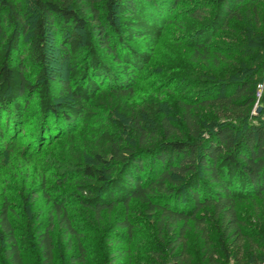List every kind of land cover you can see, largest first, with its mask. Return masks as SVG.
<instances>
[{
    "label": "trees",
    "instance_id": "1",
    "mask_svg": "<svg viewBox=\"0 0 264 264\" xmlns=\"http://www.w3.org/2000/svg\"><path fill=\"white\" fill-rule=\"evenodd\" d=\"M263 1L193 0L178 9L181 0H0V123L5 119L15 136L37 97L35 143L60 136L66 126L85 119L86 102L103 85L131 89L169 23L182 28L185 45L209 57L218 33L233 19L256 12ZM256 45L252 56L264 62V35ZM74 59L80 61L70 70L72 80L50 69L55 62L69 65ZM31 66L36 67L35 81L28 77ZM248 73L208 80L178 101L176 122L157 100L150 99L138 110L118 102L121 115L131 122L135 145L127 144L119 132H103L99 152L75 166V197L97 216L117 206L130 209L139 201L154 217L146 224L149 230L139 238L137 223L126 219L120 224L125 233L115 238L124 247L109 254L104 236L94 239L79 229L67 195L50 196L42 189L52 205L43 223L35 224L26 213L27 225L34 228L36 263L58 264V228L67 240L66 249L76 246L61 258L68 264H90V250L103 257L101 262L92 260L94 264L263 262L264 234L249 226L238 209L241 202L264 197V91L259 98L262 110L252 111L257 84L263 81L264 86V79L243 77ZM99 97L95 99H105ZM116 126L125 130L120 121ZM29 157H24L25 165ZM45 181L43 177V186ZM40 191L29 190L25 203L35 204ZM12 216L11 201L4 197L0 255L8 264H30ZM192 227L200 239L197 251L189 241Z\"/></svg>",
    "mask_w": 264,
    "mask_h": 264
},
{
    "label": "rangeland",
    "instance_id": "2",
    "mask_svg": "<svg viewBox=\"0 0 264 264\" xmlns=\"http://www.w3.org/2000/svg\"><path fill=\"white\" fill-rule=\"evenodd\" d=\"M192 1L181 0L183 5L178 9ZM178 9L174 10L176 15L180 13ZM182 34L183 30L176 22L169 23L151 61L135 75L131 89L115 90L109 85H103L96 93V97L104 96L105 99L97 100L94 97L86 102L85 119H77L69 124V127L66 126L65 132L60 136L35 143V134L39 127L37 97L31 101L24 121L17 131L19 133L16 132L15 136L7 128L6 120H1L0 175L5 177V181L1 182L0 179V202L4 197L11 201L12 219L18 228L26 262L37 264L36 248L32 241L34 228L27 225L26 213L32 215L28 217L32 222L40 224L46 218V212L52 208L51 203L40 191L42 189H46L50 196L67 195L71 215L79 225L75 224L86 233L87 237L91 236L95 239L104 236L103 246L109 254L124 247L115 240L117 234L125 233L120 227L121 222L129 218L137 223L135 231L139 238H144V234L149 230L146 224L154 217L146 212L139 201L134 200L130 209L117 206L113 211H103L97 216L93 211L80 206L75 197L77 194L73 182L76 177L75 166L80 161H90L93 152H99L98 140L103 132H119L125 137L127 144L135 145L129 130L131 122L121 115L120 109L116 106L118 102L138 110L150 99L157 100L165 115L174 121L181 112L178 101H185L188 95L203 87L210 79L221 77L225 80L229 78L231 72H236L235 75L240 76L239 73L245 70L249 73L243 77L256 76L257 79H264V62L252 56L257 50L256 43L264 35V1L256 12L245 13L233 19L230 27L218 33L213 40L209 57L202 55L203 53H195L192 48L185 45ZM79 61L80 59H74L73 65L55 62L50 69L61 72L66 80H72V77H69L70 70L78 66ZM246 66L250 68L246 69ZM36 76V67L31 66L28 77L35 81ZM54 84H58L56 79ZM263 91V81H260L256 89L258 99L252 109L255 113H260L262 110L259 98ZM119 121L124 124L125 130L121 131L117 128L116 123ZM28 154L29 163L25 165L23 160ZM43 177H46L45 186H43ZM33 188L40 191L38 198L35 204H26L24 198ZM238 209L249 226L261 230L264 234V197L241 202ZM39 212L41 218L37 220ZM61 230L58 228L55 232L58 245L57 261L58 264H68L62 262L61 258L64 256L67 258L76 250V246L73 243L70 250L66 249L67 240ZM188 235L193 251H197L200 239L194 227ZM89 257L90 264H94L92 261L94 259L97 262L103 261L100 251L90 250ZM0 262L8 264L2 255ZM261 263L264 261L259 264ZM230 264L236 263L232 260Z\"/></svg>",
    "mask_w": 264,
    "mask_h": 264
},
{
    "label": "built area",
    "instance_id": "3",
    "mask_svg": "<svg viewBox=\"0 0 264 264\" xmlns=\"http://www.w3.org/2000/svg\"><path fill=\"white\" fill-rule=\"evenodd\" d=\"M261 264H264V263H261Z\"/></svg>",
    "mask_w": 264,
    "mask_h": 264
}]
</instances>
